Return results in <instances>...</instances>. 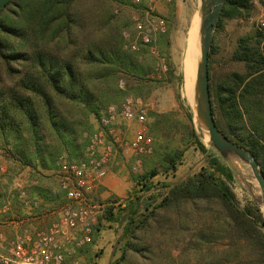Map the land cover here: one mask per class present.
Returning <instances> with one entry per match:
<instances>
[{"label":"trees","instance_id":"1","mask_svg":"<svg viewBox=\"0 0 264 264\" xmlns=\"http://www.w3.org/2000/svg\"><path fill=\"white\" fill-rule=\"evenodd\" d=\"M90 1L9 0L0 10V149L21 165L56 170L62 152L70 160L81 158L91 135L82 133L86 118L100 116L101 103L114 104L102 93L105 82L120 69L143 79L152 67L149 45L139 41L131 50L128 39L122 41V31L117 38L92 37L85 42L82 10ZM114 1L143 7L133 0ZM258 1L264 6V0ZM253 7V0H225L208 55V87L215 124L230 140L251 150L264 173V29L236 40L230 58L241 64V70L217 79L211 75L215 32L226 20L246 16ZM167 38L168 29L158 34L162 44ZM169 73L173 74L171 68ZM149 117V131L156 139L154 154L145 161V170L132 177L145 193L151 189L150 179L159 172L174 173L183 155V148L173 142L178 126L170 113L150 112ZM187 118L190 122L192 114ZM181 137L183 143L207 152L192 127L185 126ZM53 178L58 184L54 174ZM232 179L228 165L211 150L207 167L166 184L167 193L152 207L145 204L141 210V196L123 207L106 206L93 234L102 219L125 220L119 238L122 252L112 263L121 264L127 251L136 249L131 246L134 233L147 226L158 208H184L180 224L187 240L182 264H264L263 214L258 206H238L229 185ZM1 186L0 206L11 201L19 211L16 192L8 184ZM33 187L47 201L56 197L64 202L56 184V191L42 183Z\"/></svg>","mask_w":264,"mask_h":264},{"label":"rangeland","instance_id":"2","mask_svg":"<svg viewBox=\"0 0 264 264\" xmlns=\"http://www.w3.org/2000/svg\"><path fill=\"white\" fill-rule=\"evenodd\" d=\"M139 2L143 7L135 8L114 0H92L86 4L82 13L84 12L86 15L85 33L87 36L84 37V39L86 38L85 42L92 37L95 40L117 38L119 31H122L123 42L129 36L134 37L133 18L135 16L143 18L144 11L148 7L152 8V14L156 18H163L166 22L168 42L162 44L158 41L157 36L154 44L155 53L149 48L152 67L145 78H135L120 69L112 80L105 82L102 89L103 95L111 98L116 105L127 97L142 98L149 102L145 124H143L149 151L140 157V167L135 171L131 169L134 159L131 151H127L124 155L121 154L118 164L107 175L111 178L109 185L104 187L102 185L98 191L99 198L105 207L109 205L120 207L116 203L126 202L131 194L141 196L143 198L142 210L145 204H151L150 207H152L160 202L169 189L166 184L184 180L201 168L207 167V155L214 149L208 145L205 135L193 119L199 0H183L179 8L175 6L174 0H141ZM253 5V9L248 15L226 20L223 28L215 32L214 51L211 53L213 79L220 78L230 70H241V64L230 58L236 40L240 36L250 34L254 29L259 30L260 22L264 21V6L258 0H253ZM162 63L166 65L165 70L161 68ZM170 68L173 71L172 75L169 73ZM187 96H191V98L188 99ZM107 104L101 103L100 114ZM150 112L170 113V117L176 121L178 126V133L173 142L174 145L183 148V155L176 171L169 175L159 172L150 179L151 189L145 193L139 189V185L132 177L145 170V161L151 159L154 154L156 139L149 131ZM188 113L192 114L190 122L187 118ZM98 119L99 116L94 117L93 115L86 118L88 123L83 126V135L89 136L95 130ZM184 125L188 130L189 127L193 128L195 134L205 145L207 152L202 153L192 143L181 141ZM135 127H137L136 124ZM134 128L131 130L130 137ZM61 154L66 155L65 152ZM237 165L242 176L233 175L229 185L235 194L238 206L240 208L258 206L261 211L257 201L259 188L250 169L241 161H237ZM54 172L55 169L44 170L40 167L21 165L0 149V185L8 184L11 192L15 191L17 199L21 202L19 211H17V205H12L11 201L0 206V256L9 255V242L15 235L34 234L36 231L43 230L48 222L56 219L63 203L61 198L57 199V206L54 210L41 218L38 214V216L35 215V205L32 204V199L28 200L30 205L32 204L30 206L25 204L23 198L19 197L21 190H26L29 193L28 197L31 198L35 192L33 186L40 183L47 186L54 185ZM17 183L21 184L22 188H19ZM44 201L46 200L44 199ZM183 210L184 208H180V210L158 208L147 221V226L145 225V228L134 233L131 238V246L136 249L127 251L126 258L121 264H182V250L187 240V235L181 229L180 224L183 219ZM8 212L11 214L8 215ZM124 224L125 220L110 223L106 219H102L99 230L94 231L92 242L77 249L75 255L81 259L83 264H112L122 252V242L119 238ZM191 259L194 261L193 255H191Z\"/></svg>","mask_w":264,"mask_h":264},{"label":"built area","instance_id":"3","mask_svg":"<svg viewBox=\"0 0 264 264\" xmlns=\"http://www.w3.org/2000/svg\"><path fill=\"white\" fill-rule=\"evenodd\" d=\"M133 21L135 35L128 38L130 49L136 50L140 41L155 53L156 38L166 31L165 20L156 18L148 7L143 18L135 16ZM260 25L264 29V21ZM161 68L165 70L166 65L162 63ZM148 107V100L133 97L125 98L118 105H107L89 136L83 156L77 160H70L64 154L58 156L54 176L64 198L58 218L34 234L15 235L9 242V255L0 256V264H83L75 252L92 242L94 226L104 212L105 204L98 191L105 178L118 164L121 154L132 152L131 169L135 171L141 165L140 157L149 151L143 125ZM17 186L20 188L21 184ZM19 197L30 205L25 200V191L21 190ZM135 197L131 194L127 201ZM127 201L116 205L123 207Z\"/></svg>","mask_w":264,"mask_h":264},{"label":"water","instance_id":"4","mask_svg":"<svg viewBox=\"0 0 264 264\" xmlns=\"http://www.w3.org/2000/svg\"><path fill=\"white\" fill-rule=\"evenodd\" d=\"M9 0H0V10ZM225 0H199L198 43L199 54L195 64L193 85V119L212 147L228 165L234 176H242L237 161L246 164L259 188L257 199L264 217V173L254 153L246 147L230 140L215 124L211 112L208 77V55L213 32Z\"/></svg>","mask_w":264,"mask_h":264},{"label":"crops","instance_id":"5","mask_svg":"<svg viewBox=\"0 0 264 264\" xmlns=\"http://www.w3.org/2000/svg\"><path fill=\"white\" fill-rule=\"evenodd\" d=\"M182 3H183V0H174V4H175V6L177 7V8H179L181 5H182ZM192 35H193V33H192ZM55 179V178H54ZM110 181H111V178L110 177H106L105 178V180H104V182H103V186L102 187H104V186H108L109 185V183H110ZM54 182H56L55 180H54ZM53 182V183H54ZM55 184L56 185H58L57 183H54V185L52 184V185H50L52 188H53V191H56L57 190V188L56 187H54L55 186ZM46 185V184H45ZM25 187V186H24ZM25 192H26V199L27 200H29V199H32V204H34V202H36V204H34L35 205V215H39V217H41V218H43L44 216H46L48 213H50L51 212V210H54V208L57 206V198L56 197H53V199L52 200H46V201H44V198H42L40 195H38L37 196V193H33V195L31 196V198H29L28 197V195H29V193L25 190ZM28 193V194H27ZM31 204V205H32ZM25 205V204H24ZM30 205V206H31ZM26 206V205H25ZM30 208V207H29ZM26 209V208H25ZM59 211H60V209H59ZM37 215V216H38ZM58 215H59V212H58V214H57V217H55L56 219L58 218ZM55 219V220H56ZM54 220V219H53ZM53 222V221H52ZM52 222H48V224H47V226L45 227V228H43V229H46ZM11 240V239H10Z\"/></svg>","mask_w":264,"mask_h":264},{"label":"bare ground","instance_id":"6","mask_svg":"<svg viewBox=\"0 0 264 264\" xmlns=\"http://www.w3.org/2000/svg\"><path fill=\"white\" fill-rule=\"evenodd\" d=\"M197 47H198V50H197V53H196V61H197L198 54H199L198 34H197Z\"/></svg>","mask_w":264,"mask_h":264}]
</instances>
